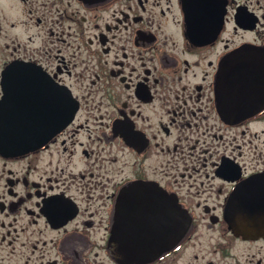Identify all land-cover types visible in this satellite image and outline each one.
Returning a JSON list of instances; mask_svg holds the SVG:
<instances>
[{"label": "flooded vegetation", "instance_id": "af4514ba", "mask_svg": "<svg viewBox=\"0 0 264 264\" xmlns=\"http://www.w3.org/2000/svg\"><path fill=\"white\" fill-rule=\"evenodd\" d=\"M247 46L264 56V0H0V101L13 81L26 133L58 127L0 149V264H120L110 249L140 236L117 214L135 184L192 221L142 264H264V238L226 218L264 173V106L231 124L216 98L221 63Z\"/></svg>", "mask_w": 264, "mask_h": 264}, {"label": "water", "instance_id": "95a60500", "mask_svg": "<svg viewBox=\"0 0 264 264\" xmlns=\"http://www.w3.org/2000/svg\"><path fill=\"white\" fill-rule=\"evenodd\" d=\"M249 55L247 53L239 54L234 57V60H231L229 65L224 64L221 69V73L218 78V96L220 105H222L223 97L225 96V91L228 88L230 90V95H237L241 90L248 93V91H254L256 89L260 90L264 86V69L261 67L263 64L258 59L255 62L250 63L251 66H248V63L243 61L244 56ZM258 58V56H257ZM251 69L249 74L246 72ZM236 102L235 99L230 98V107L236 106V113L243 110V102ZM13 95L9 94L6 96L5 100L2 101L0 105V111L5 110L12 113L13 111ZM5 107V109H4ZM7 119H10L8 116ZM231 119H233L231 117ZM3 121V118H0ZM10 125H6V128H10ZM3 128V123L0 124V144H4L6 142V149L9 150H17L19 148L25 149L31 145V140L29 135H20L15 134L14 132H6L5 134L1 132ZM47 136H38V143L45 142ZM4 141H3V140ZM252 182L259 185L261 189L254 190L251 194L246 196L245 198L236 197L232 200L230 205V223L233 227L234 232L237 235H243L246 238H257L260 236H264V184L260 183L259 178H254ZM123 199L127 197L126 191H124ZM128 192H131L130 190ZM154 190L145 189L144 194L149 195L148 197L153 198L155 195L153 194ZM122 199V200H123ZM123 202V201H122ZM166 209L171 208V205H165ZM121 216H124L123 213L119 210ZM164 214V211H162ZM165 215H170L168 211H165ZM177 215H180L179 213ZM126 216V215H125ZM183 218V216H182ZM188 222L185 220L181 221V228H178V233L181 232V235L184 234L187 229ZM168 228H166V231ZM163 241V239H162ZM150 255H152L153 251L156 250H165L170 248V246L166 244H160L157 248L153 245L149 246ZM136 249V247H134Z\"/></svg>", "mask_w": 264, "mask_h": 264}, {"label": "rangeland", "instance_id": "374dc122", "mask_svg": "<svg viewBox=\"0 0 264 264\" xmlns=\"http://www.w3.org/2000/svg\"><path fill=\"white\" fill-rule=\"evenodd\" d=\"M258 128L261 130V128H262V126H258ZM262 143H261V145H264V134L262 135Z\"/></svg>", "mask_w": 264, "mask_h": 264}]
</instances>
